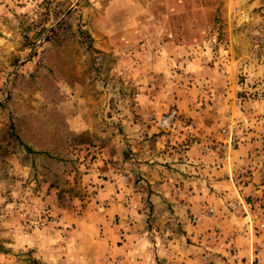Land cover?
Instances as JSON below:
<instances>
[{
  "label": "rangeland",
  "instance_id": "rangeland-1",
  "mask_svg": "<svg viewBox=\"0 0 264 264\" xmlns=\"http://www.w3.org/2000/svg\"><path fill=\"white\" fill-rule=\"evenodd\" d=\"M143 63L156 70L134 71ZM138 91L170 102L139 111ZM259 98L264 0H0V264H124L105 249L120 223L106 211L137 147L145 159L175 154L186 173L223 167L240 190L249 183L245 208L225 205L264 252ZM218 147L235 158L218 160ZM215 211L207 205L205 215ZM198 239L230 242L214 222Z\"/></svg>",
  "mask_w": 264,
  "mask_h": 264
},
{
  "label": "crops",
  "instance_id": "crops-1",
  "mask_svg": "<svg viewBox=\"0 0 264 264\" xmlns=\"http://www.w3.org/2000/svg\"><path fill=\"white\" fill-rule=\"evenodd\" d=\"M152 38L153 35L149 38L150 41ZM141 48L144 50L145 47L139 44L138 49ZM142 67L143 69L138 65L134 71L156 70V66L147 69L145 63ZM211 67L210 70L217 71L215 67ZM148 83L150 89L157 86L156 81L149 80ZM138 85L142 87L141 84ZM138 92L136 107L139 111L151 107L164 110L170 102H164L162 95L149 93L146 96L143 92ZM138 123L133 124L134 129L140 128ZM136 150L138 151L132 155V160L124 163L129 170L118 177L126 185L118 194L120 200L113 202L106 211L109 216L115 212L114 214L117 213L120 217L119 224L112 228L108 227L112 232L105 241V249L109 254H118L124 264H249L256 256L264 262V252L259 250L256 253L257 246L248 226H245L242 219L237 220L238 213L235 214L236 221L230 218L229 215L232 213L225 205L230 199L237 203L239 209L241 206L245 208L248 204L244 194L253 195L252 191L255 190L249 183L242 191L236 187L231 172L225 171L223 167L217 169L213 166L212 171L204 169L207 174L205 177L197 173H186V164L182 163L180 158L174 157L175 154L167 152L159 159H145L142 158L144 147L142 149L137 147ZM236 151L218 147L216 150L220 155L218 160L226 161V153L235 158ZM144 184L147 186L146 197L148 196L154 206L150 213H146L142 206ZM246 200H250V197H246ZM210 204L217 209L212 217L205 215V209ZM160 211H166L171 221V226L167 224L169 225L167 232L171 233L169 235L165 234L162 228L164 220L158 217ZM193 213L199 217L196 224L191 223L189 219V214ZM150 216L155 222L147 219ZM213 222L223 226L224 232L230 236L229 243L206 246L199 241L201 231L211 226ZM231 223L235 226L229 227ZM117 238L120 241L116 242ZM228 246L233 254L226 250ZM206 247L215 252H207Z\"/></svg>",
  "mask_w": 264,
  "mask_h": 264
},
{
  "label": "built area",
  "instance_id": "built-area-1",
  "mask_svg": "<svg viewBox=\"0 0 264 264\" xmlns=\"http://www.w3.org/2000/svg\"><path fill=\"white\" fill-rule=\"evenodd\" d=\"M255 102H256L255 104H258V105H260V104H261V102H264V101H263V100H261V99L259 98V99H256V100H255Z\"/></svg>",
  "mask_w": 264,
  "mask_h": 264
}]
</instances>
